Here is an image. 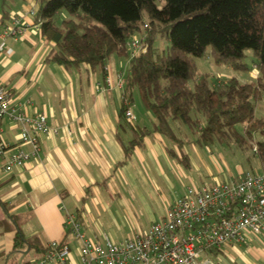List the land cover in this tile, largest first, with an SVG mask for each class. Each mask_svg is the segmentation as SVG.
<instances>
[{"label": "crops", "instance_id": "0c3cea01", "mask_svg": "<svg viewBox=\"0 0 264 264\" xmlns=\"http://www.w3.org/2000/svg\"><path fill=\"white\" fill-rule=\"evenodd\" d=\"M38 8V0H0V81L11 89L13 107L31 114L44 112L49 126L58 128V133L40 137L38 158L32 157L10 172L4 169L6 160L0 154V205L4 210L0 217V257L7 258L14 251L16 228L11 215L18 217L24 236H37L44 245L65 237L67 212L83 220L88 235L122 241L135 232L145 233L164 214L166 209L158 208L155 202H162L163 187H176V180L182 181L185 190L175 198L188 186L261 168V161L251 163L250 168H213L212 160L219 164L211 155L213 147L221 148L195 142H191L192 149L186 143L183 146L190 159V166H184L168 152L166 138L154 130L153 113L142 103L137 105L135 99L133 126L149 132L127 155L124 144L133 136L132 126L122 125L123 87H118V79L128 70L130 57L110 55L105 73L89 64L69 70L47 59L54 44L36 22ZM13 15L20 16L26 25L17 37L3 32ZM67 17L66 12L62 18ZM106 77L111 84L105 82ZM0 124L12 148L31 150L30 144L20 143L16 122L4 117ZM176 152L180 154L178 149ZM174 199L166 200L167 205ZM138 201L149 208L152 219L146 225L139 222ZM224 245L202 257L216 264H264V236L248 235L244 242Z\"/></svg>", "mask_w": 264, "mask_h": 264}, {"label": "trees", "instance_id": "16d2710c", "mask_svg": "<svg viewBox=\"0 0 264 264\" xmlns=\"http://www.w3.org/2000/svg\"><path fill=\"white\" fill-rule=\"evenodd\" d=\"M38 1L36 22L54 44L47 59L69 70L89 64L105 73L106 59L114 53L129 56L132 36L146 22L150 25L147 50L130 58L123 75V97L132 102L138 90L141 103L154 115V130L184 166H190L186 142L251 148L255 133L264 136V116L255 113L264 92V0ZM63 10L69 17L59 19ZM158 36L168 41L166 49L155 46ZM208 47L218 64L249 72L243 57L251 49L258 58L257 75L245 81L234 75L217 85L208 73L195 76L192 56L204 55ZM121 112L126 126L123 106ZM131 126L133 136L124 144L127 155L149 132ZM256 142L253 151L264 164V139ZM248 165L252 167L251 161ZM11 219L16 228L13 252L36 246L39 256L46 245L37 236H24L18 217Z\"/></svg>", "mask_w": 264, "mask_h": 264}, {"label": "built area", "instance_id": "2783aa9c", "mask_svg": "<svg viewBox=\"0 0 264 264\" xmlns=\"http://www.w3.org/2000/svg\"><path fill=\"white\" fill-rule=\"evenodd\" d=\"M25 27L20 16L13 15L3 32L17 37ZM143 27L147 31L150 25L146 22ZM128 45L130 58L147 50L144 36L133 35ZM250 74L257 75L256 67ZM105 82L111 84L110 78ZM219 83L217 79L213 85ZM118 87H123L122 73ZM12 98L11 89L0 81V122L4 117L16 122L20 143L32 148H12L0 124V154L9 172L40 156L42 135L58 133V128L49 126L44 112L31 114L13 107ZM122 103L125 119L133 125L132 102L122 96ZM64 228L65 237L46 244L37 258L39 264H216L202 255L231 241L244 242L248 235L264 236V164L259 170L247 169L238 176L188 186L145 233L135 232L122 241L88 235L74 212L66 213Z\"/></svg>", "mask_w": 264, "mask_h": 264}, {"label": "rangeland", "instance_id": "374dc122", "mask_svg": "<svg viewBox=\"0 0 264 264\" xmlns=\"http://www.w3.org/2000/svg\"><path fill=\"white\" fill-rule=\"evenodd\" d=\"M64 13H66V10H63L59 14V19L64 17ZM147 21V19H146ZM147 31H144V27L142 28L141 31L136 33V35L139 36H144V42L146 43V34ZM128 45V44H127ZM168 45V41L164 37L158 36L155 40V46L159 48V50L166 49ZM128 50H129V45H128ZM193 62H194V75L198 76L203 73H208L210 75V80L211 82L216 81V78L220 80V82H223V79L228 80L230 77L236 75L239 80L245 81L250 79L252 76L248 71L245 70H237L233 68L232 66H228L225 63L218 64L215 60V57L212 55L210 52V48L206 50V53L202 56H192ZM257 56L254 54V52L249 49L246 51V55L243 57V61L245 64L249 67V69H254V64L257 62ZM127 70V69H126ZM124 71V73L126 72ZM123 73V74H124ZM251 77H250V76ZM193 81L189 82V85L192 86ZM134 99L135 103L141 107V99L140 95L137 89L134 90ZM255 113L257 116H264V92L262 93L261 97L259 100L256 101V106H255ZM184 127L187 129V126L184 125ZM184 134V133H183ZM254 140H252V147H240L238 145H233V144H223V148L221 150H214L215 147H213L211 155H213V158L216 159L219 164L217 165L215 163V160H212V167L217 168L222 170L223 168L229 169L228 167L236 168V166L241 165L244 167H248L249 162L258 164L260 162V157L259 154L255 151V147L257 148V142L256 140L259 139H264V136L260 133H255L253 135ZM186 146L188 149L191 148V142H186ZM231 149V150H230ZM254 150V151H253ZM205 152V150H204ZM222 154V157L220 155ZM209 154V153H208ZM210 155V154H209ZM250 159V160H249ZM208 162L211 164L210 157H208ZM211 168V167H210ZM250 168V167H248ZM205 169V168H204ZM216 169V170H217ZM188 182V180H187ZM176 187L174 188H166L163 187V200L161 199L162 202H155L158 205V208L163 209V207L166 209L168 207V203L166 200L171 201L172 199L175 198L176 194L182 193L185 189H183L182 186V181L176 180ZM132 195V193H130ZM160 194V192H159ZM134 197V195H132ZM135 198V197H134ZM160 199V195H159ZM139 204H137V207L139 206V222L142 225H146L151 221V217L148 214L149 208L146 203L142 204L141 202L138 201ZM156 204H152V206L156 207ZM4 215V210L2 206L0 205V217L3 218ZM159 219V218H158ZM157 220V219H156ZM20 223V221H19ZM21 226V223L19 224ZM3 228V225H0V229ZM21 228V227H20ZM226 249H229L227 245H224ZM38 250L36 246H32L28 250V247L23 249L22 252H13L9 257H0V264H39L37 261L38 258Z\"/></svg>", "mask_w": 264, "mask_h": 264}, {"label": "water", "instance_id": "95a60500", "mask_svg": "<svg viewBox=\"0 0 264 264\" xmlns=\"http://www.w3.org/2000/svg\"><path fill=\"white\" fill-rule=\"evenodd\" d=\"M28 249H29V247H28Z\"/></svg>", "mask_w": 264, "mask_h": 264}]
</instances>
